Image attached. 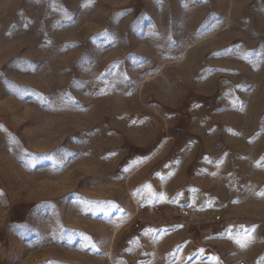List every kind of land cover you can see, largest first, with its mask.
I'll list each match as a JSON object with an SVG mask.
<instances>
[{
    "label": "rangeland",
    "instance_id": "374dc122",
    "mask_svg": "<svg viewBox=\"0 0 264 264\" xmlns=\"http://www.w3.org/2000/svg\"><path fill=\"white\" fill-rule=\"evenodd\" d=\"M218 254L264 264V0H0V264Z\"/></svg>",
    "mask_w": 264,
    "mask_h": 264
},
{
    "label": "crops",
    "instance_id": "0c3cea01",
    "mask_svg": "<svg viewBox=\"0 0 264 264\" xmlns=\"http://www.w3.org/2000/svg\"><path fill=\"white\" fill-rule=\"evenodd\" d=\"M215 224H211V226H214ZM251 225H252V222H251V220H249V219H238L237 221H235V220H232V219H222V220H219V221H217V223H216V226L218 227V232H222V236H223V238H224V241L226 242V241H229V239L230 238H228V237H230L231 235V233H233V232H235V230H238V229H242V228H245V227H251ZM209 228V225L207 224V229ZM233 235H234V233H233ZM222 236L221 235H218V238H217V241H218V243L220 244L221 243V238H222ZM234 236H232V238H233ZM231 240V239H230ZM237 242H239V240H237ZM247 258V257H245L244 255H240V254H235V255H233L232 256V258ZM217 258H218V264H228L226 261H224V262H220L221 261V256H220V254H218V256H217ZM233 258V259H234Z\"/></svg>",
    "mask_w": 264,
    "mask_h": 264
},
{
    "label": "snow or ice",
    "instance_id": "6c2138e0",
    "mask_svg": "<svg viewBox=\"0 0 264 264\" xmlns=\"http://www.w3.org/2000/svg\"><path fill=\"white\" fill-rule=\"evenodd\" d=\"M246 232H247V230H246Z\"/></svg>",
    "mask_w": 264,
    "mask_h": 264
}]
</instances>
